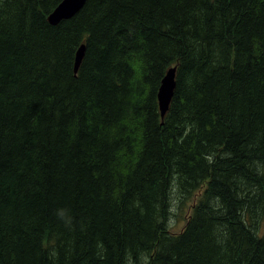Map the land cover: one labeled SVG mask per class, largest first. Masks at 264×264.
Instances as JSON below:
<instances>
[{
	"label": "trees",
	"instance_id": "obj_1",
	"mask_svg": "<svg viewBox=\"0 0 264 264\" xmlns=\"http://www.w3.org/2000/svg\"><path fill=\"white\" fill-rule=\"evenodd\" d=\"M61 1L0 0V264H264V0Z\"/></svg>",
	"mask_w": 264,
	"mask_h": 264
},
{
	"label": "water",
	"instance_id": "obj_2",
	"mask_svg": "<svg viewBox=\"0 0 264 264\" xmlns=\"http://www.w3.org/2000/svg\"><path fill=\"white\" fill-rule=\"evenodd\" d=\"M86 3V0H63L56 9L52 12L50 20L52 22H59L64 18L73 17ZM86 46L81 45L77 50L74 72L77 73L83 57L85 55ZM176 87V79L173 74H168L163 78L162 85L159 90V105L162 117L165 116L169 110L170 103L174 96V91Z\"/></svg>",
	"mask_w": 264,
	"mask_h": 264
},
{
	"label": "rangeland",
	"instance_id": "obj_3",
	"mask_svg": "<svg viewBox=\"0 0 264 264\" xmlns=\"http://www.w3.org/2000/svg\"><path fill=\"white\" fill-rule=\"evenodd\" d=\"M26 24L27 26H29L30 21H28ZM31 25H33V20L31 22ZM167 129L168 131H170L169 127ZM197 196L198 194L193 196L191 201H188V200L185 202H180V200L175 201V203L173 204V211L170 217H173L176 214L177 215L174 217V223H173L172 229L180 230L184 227L191 213V208L194 206L197 200ZM254 216H255L254 217L255 221H253L252 224L248 223V225L251 226L255 230V233L259 237H261L264 235V218H260L257 213H255ZM218 230L224 231L223 229H220V228Z\"/></svg>",
	"mask_w": 264,
	"mask_h": 264
},
{
	"label": "bare ground",
	"instance_id": "obj_4",
	"mask_svg": "<svg viewBox=\"0 0 264 264\" xmlns=\"http://www.w3.org/2000/svg\"><path fill=\"white\" fill-rule=\"evenodd\" d=\"M57 26V25H56ZM85 57V56H84ZM166 75V74H165ZM177 81V80H176ZM180 231V230H179Z\"/></svg>",
	"mask_w": 264,
	"mask_h": 264
}]
</instances>
